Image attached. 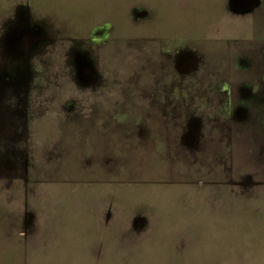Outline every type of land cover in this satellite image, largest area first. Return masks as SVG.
<instances>
[{"label": "rangeland", "instance_id": "1", "mask_svg": "<svg viewBox=\"0 0 264 264\" xmlns=\"http://www.w3.org/2000/svg\"><path fill=\"white\" fill-rule=\"evenodd\" d=\"M136 2L138 1L129 0L127 5L133 7ZM21 5L26 8L32 19H36L42 11H47L48 15L57 17L59 11L55 9L56 6H67L70 8L68 11L73 8L78 13L87 11L85 20L89 25L82 26L80 22L78 23V19L76 24H73L71 19L63 21L61 28L66 31V35L71 36L57 39L48 51L52 56H47L45 61L36 60L39 67L36 65V70L31 69V74L33 73L34 76L31 77V95L27 100L30 106L29 133L18 144L13 145L23 149L25 157L19 158L20 161L13 159L17 164L18 175L17 173L0 172V264L27 263L22 259L26 251L24 254L20 230L23 228V217L25 218L26 213L32 212L34 213L33 219L39 222L38 229L41 227L45 229L46 242L37 240L31 244L29 251L31 254L34 253V258L30 264H93L92 259L89 260L87 256V250L96 239L94 236L97 231L93 228L95 222L92 216L87 213L90 206L74 201L69 203V201L56 202L53 200L61 192L59 190L61 183H90L91 180L126 183L134 189L132 191L121 189L117 191L118 196L116 194L112 196V191L117 189H110L109 197L116 198L120 195L128 198L171 197L172 201H168V205L164 201H157L158 205L152 206L153 209L157 207V211L169 219L165 224L162 222L163 224L157 225L156 229L164 231L172 229L175 235L178 232H181V235H189L178 240L181 248L190 250L183 261L184 264H264V187L255 188L254 195L249 196L250 199L247 201L245 196L242 198L239 192V202L236 207V205H226L235 201L233 200L235 195H232L230 190H226L227 187L221 191H215L212 188L214 191H211V194L205 192L204 195V191L197 190L199 185L189 184L195 180L201 182L229 179L232 172L238 177L241 170L246 171L247 163L240 154L244 152V149L235 148L233 160L225 157L222 159L223 164L215 165L213 159H210L212 161L201 163L199 166H190L187 161L181 160L182 154L171 148L164 149L166 142L159 144L152 151L149 145L141 144L140 146V142L131 144L119 142L115 150L119 156L118 166L121 167V171L116 172L113 168L114 163L117 164L113 157L108 159V163L100 161L101 153H98L94 145L100 143V127L88 126L87 118L106 117L107 120H111L114 114L117 115L116 117L125 118L124 115L129 113L128 109L133 105L143 106L141 103L144 100L143 97L150 95L147 90L136 91L134 89V75L138 69L149 62L146 60L149 58L148 54L151 53V45L143 41L140 45H136L135 38L124 41V37H134V31H129L125 27L118 28L119 24L125 26V22L121 21V7L123 6L121 1L0 0V31L2 24L6 22L7 15H11L17 9L21 11ZM99 5L100 7L115 6L114 8L118 9L112 14L114 17L110 12L109 22L110 25L113 24L115 37L121 38L124 42L119 43L116 38V40L108 41L106 48L94 45V53L99 57L97 70L102 74L105 83L101 87L95 86V89L82 88L74 79L72 63L67 62L68 47L73 46L74 43L70 42L69 38L74 35L83 41L90 36L93 25L96 26L100 20L89 14V9L99 8ZM146 5L149 7V3ZM124 18L125 15L122 20ZM215 18L214 22L207 25V29L212 31L210 32L211 37L203 38L207 41H203L200 37L189 38L187 41L191 46L198 47L202 51L204 46L212 47L217 44L218 51L216 50L214 56L217 61H220L228 57L227 53L231 48L230 44H228V49L223 44L235 43L236 45V43L245 42L244 39L248 36L250 28L249 26L241 28L239 25L237 29L227 33L228 23L225 22L224 14H217ZM102 22L100 21V24ZM240 23H244L242 19ZM221 25L226 26L227 30L221 32ZM203 31L204 29H196L193 32L201 34ZM216 39H223V41L216 42ZM213 51L211 49L209 52L212 54ZM256 57L260 58V51L257 52ZM206 59L208 61L209 57ZM208 62L215 70L216 66L213 65L217 63L212 60ZM222 64L224 69H228L226 61ZM258 69L261 68L258 67ZM38 71L42 77L40 82V77H36ZM137 80L144 82L143 79ZM207 80L210 82L205 78L204 84H207ZM205 94L208 92L205 91ZM205 94L198 95L196 107L198 104L200 105L199 110L203 111L202 114L209 112L214 116L215 107L213 103L207 102L209 95ZM2 101H7V99L4 98ZM144 105H149V103ZM114 109L118 112L113 113L111 110ZM89 110L93 113L87 115L86 112ZM140 114L141 119L149 118L143 111ZM130 115H133L132 111ZM70 125L74 126L73 130H70ZM104 135L114 140L122 138L113 131L106 132ZM90 139H93L94 143L89 147ZM126 142L129 141L126 140ZM6 145L9 147L11 142L8 141ZM163 150L166 155L162 157ZM62 155L65 158L62 157L60 161ZM87 160L91 161L87 163ZM23 161L24 167H21ZM232 163L234 167L230 171L227 167ZM237 165L242 167L235 169ZM66 166L69 168H65ZM201 176L204 179H199ZM159 181L187 182L188 184L171 183L164 186L157 183ZM26 185H28V190ZM165 187H170V189H162ZM203 199L212 201L207 202ZM56 205H64L65 212L56 214L53 211L59 208ZM31 228L35 229V223H32ZM48 234L51 235L50 243ZM18 244L19 249L16 248ZM161 246L156 243V248H154L159 257H148V254L144 252L153 248L150 244L145 243L142 249L136 250L131 249V246L120 247L118 245L116 247L113 239L108 237L105 239L101 263L94 264H179L174 252L161 254ZM173 249L176 248L173 247ZM11 251H13V258L17 260L16 263L9 261L8 253Z\"/></svg>", "mask_w": 264, "mask_h": 264}, {"label": "flooded vegetation", "instance_id": "2", "mask_svg": "<svg viewBox=\"0 0 264 264\" xmlns=\"http://www.w3.org/2000/svg\"><path fill=\"white\" fill-rule=\"evenodd\" d=\"M119 1L123 5L121 21L125 22V26L119 24L118 28L125 27L129 31H134V37H124V41L135 38L136 45H140L141 41L149 42L151 45L149 58L145 59L149 62L138 69L134 75V89L147 90L150 95L143 97L144 100L141 101L146 107L133 105L128 109L129 113L124 115L125 118L116 117L115 114L112 115L111 120H107L106 117L87 118L88 126L100 127V143L94 144L98 153H101L100 161L108 163V159L113 157L117 163L113 162L115 165L113 168L116 172H120L121 167L118 166L120 160L115 150L119 142L128 144L140 142V146L141 144L149 145L150 151L166 142L164 149L171 148L182 154L181 160L187 161L190 166H199L201 163L212 161L210 159H213L215 165L223 164L222 159L225 157L233 160L235 148L244 149V152L240 154L247 163L246 171L241 170L238 177L232 172L229 179L201 182L195 180L189 184L199 185L197 190L204 191V195L205 192L211 194L210 192L214 191L212 188L215 191H221L227 187L226 190H230L232 195H235L233 197L235 204L239 202V192L247 201L250 199L249 196L254 195L255 188L264 187V0H133L138 1L133 7L127 5L129 0ZM114 7L99 5V8L89 9V14L103 21L102 24L98 21L96 26L93 25L90 36L83 41L74 35L69 38L70 42L74 43L73 46L68 47L67 62L72 63L74 79L82 88L95 89V86L101 87L105 83L102 74L97 70L99 57L94 53V45L106 48L107 42L116 38L119 43L124 42L121 38L115 37L113 24L110 25L109 22L110 12L112 15L118 10ZM55 9L59 11L57 17L42 11L36 19H32L26 8L21 5V11L17 9L11 15L8 14L6 22L2 24L0 31L1 173H17L18 175L17 164L13 159L20 161L19 158L25 157L23 149L13 145L18 144L29 133L30 106L27 100L31 95V77L34 76L33 73L31 74V69L36 70V60L45 61L47 56H52L48 51L57 39L71 36L66 35V31L61 28L63 21L71 19L73 24H76L78 19V23L80 22L82 26L89 25L85 20L87 11L78 13L71 8V12L68 11L70 8L67 6H56ZM217 14H224L225 22L228 23L227 33L237 29L239 25L241 28L247 26L250 28L248 36L244 39L245 42L236 43V45L235 43L223 44L226 49L229 48L228 44L231 48L227 53L228 57L220 61H217L214 56L216 50L218 51L217 44L212 47L204 46L202 51L198 47L191 46L187 41L189 38L198 37L207 41L203 38L211 37L210 32H212L211 29H207V25L215 21ZM124 15L125 18L122 20ZM197 16L199 18H196ZM241 19L244 22L242 24ZM221 26V32L227 30L226 26ZM196 29H204V31L197 34L193 32ZM219 40L223 41V39H216V42H220ZM211 49L214 50L212 54L209 52ZM259 51L260 58H257L256 54ZM207 57H209L208 61L217 63L213 65L216 66L215 70L212 66L210 67L211 63L207 61ZM223 61L227 62L228 69H224ZM40 71L36 75L40 77L39 82L42 81ZM203 78L209 79L210 82L207 80V84H204ZM137 79H143L144 82H139ZM205 91L208 94H205ZM203 93L209 95L206 100L213 103L215 107L214 116L209 112L202 114L203 111L199 110L200 105L197 104L196 107L198 95ZM160 95L161 97H158ZM4 98L7 101H2ZM146 103L149 105H144ZM91 107L92 105L89 106L90 109ZM111 111L118 112L117 109ZM130 111L134 116L130 115ZM142 111L149 118L141 119L139 115ZM89 113L93 111L86 112L87 115ZM70 126V130H73L74 126ZM112 131L122 138L114 140L104 135ZM8 141L11 142L9 147L6 145ZM93 143V139H90L88 146H92ZM163 155H166L164 150L161 153L162 157ZM62 157L64 156L60 157V161ZM90 161L87 160V163ZM21 163V167H24V161ZM233 167L232 163L227 168L231 171ZM240 167L242 166L237 165L235 169ZM199 179L204 178L201 176ZM90 183L109 184L110 189H117L112 191V196L114 194L118 196L117 191L121 189L134 190L126 183H111L105 180L101 182L91 180ZM157 183L164 186L171 183L188 184L164 181ZM202 185L204 187H201ZM26 189H29L28 185ZM162 189L168 190L170 187ZM117 196L110 197L107 215L116 219L130 218L134 226L129 233H135V230H139L136 229V222L143 218V210L140 204H131L130 208H125L124 205L113 208L115 202L133 201L127 200L131 198L122 197V195ZM33 217V212L26 213L25 218L23 217V228L20 230L23 242L30 234L37 232L36 225L35 229L31 228L32 223H35ZM16 248H20L19 244ZM23 248L25 251V245ZM13 251L8 253L9 261L16 263Z\"/></svg>", "mask_w": 264, "mask_h": 264}, {"label": "crops", "instance_id": "3", "mask_svg": "<svg viewBox=\"0 0 264 264\" xmlns=\"http://www.w3.org/2000/svg\"><path fill=\"white\" fill-rule=\"evenodd\" d=\"M61 192L57 195L55 200L56 202H63L69 201L70 202H79L82 205H89L90 208L87 210L88 215L92 216L93 221L95 222L93 228L97 231L96 239L91 243L88 247V258L89 260L92 259L91 263H101L102 260V253L104 249V243L106 238H112L114 246H131L130 248L133 249H142L144 244H150L153 247L150 251L144 252L148 254V257L154 256V258L159 257L157 255V251L155 247L156 243L161 244V254L163 253H173L176 256L178 263L184 261L187 257V254L190 252L188 248H181V244L178 243V240L188 237L189 235H181V232L175 235L172 229L158 230L156 229L157 225L165 224L166 220H169L167 216H163L160 211L153 209V205H158L157 201H164L166 205L169 204L168 201H172V198H153V197H135L127 200V202H115V206L113 208H119L120 206L124 205L125 208L132 207L131 204H140V208L142 211L143 218L136 222V229L135 233H129V230L132 226V220L130 218H120L116 219L115 217H109L107 215V209L109 208V201H110V185L107 183L102 184H92V183H65L59 185ZM67 191V192H63ZM63 192V193H62ZM77 195L79 197H77ZM155 201H154V200ZM179 201V199L177 200ZM173 204V203H172ZM68 205V204H64ZM64 205H56L59 206L56 210H53L56 214H62L65 212L63 210ZM184 205V204H183ZM226 205H236L235 201H231ZM252 209V208H251ZM231 212H234L231 210ZM117 216V215H116ZM170 217V216H169ZM173 218V217H170ZM57 220V219H56ZM62 222V221H59ZM58 222V223H59ZM163 222V223H162ZM36 230L37 232L34 234H30L29 237L23 242V246L25 245L24 258L23 260L27 262L26 264H30L31 260L34 258V253H30V246L34 244L37 240L45 241V229L44 227L38 229L39 222L35 220ZM45 226V225H44ZM93 232V231H92ZM51 235L48 234L49 243L51 242ZM33 238V239H32ZM183 242V241H182ZM34 246H32L33 248ZM176 248L175 250L173 249ZM31 248V249H32ZM173 249V250H172ZM24 250V248H23ZM17 256V254H16ZM18 257V256H17ZM17 261V260H15ZM39 263V262H38ZM40 264V263H39ZM184 264V262L182 263Z\"/></svg>", "mask_w": 264, "mask_h": 264}]
</instances>
